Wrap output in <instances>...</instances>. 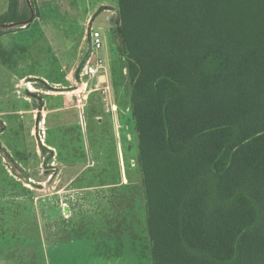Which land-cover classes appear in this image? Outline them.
Here are the masks:
<instances>
[{"label":"trees","instance_id":"1","mask_svg":"<svg viewBox=\"0 0 264 264\" xmlns=\"http://www.w3.org/2000/svg\"><path fill=\"white\" fill-rule=\"evenodd\" d=\"M118 4L153 264H264V0Z\"/></svg>","mask_w":264,"mask_h":264},{"label":"rangeland","instance_id":"2","mask_svg":"<svg viewBox=\"0 0 264 264\" xmlns=\"http://www.w3.org/2000/svg\"><path fill=\"white\" fill-rule=\"evenodd\" d=\"M53 1V4L59 1L61 5L55 9L54 5L51 7L50 4H45L44 23L38 21L26 32L16 27L17 30L20 29L19 34L0 44V120L7 124L0 135V141L12 157L11 160L0 153V229L6 234V242L3 243L15 244L21 240L26 242L27 237H21L25 233L31 237V230L38 233L33 239L38 243H46L48 229L56 231L55 233L71 229L86 234L92 229H112L113 222L118 220L116 215L121 213L126 216L122 227H126L128 217L131 222L133 206V227L141 232V239L147 243L144 188L140 185L137 188L136 185V181L138 184L142 183L143 178L139 168V137L133 118L128 61L118 50L117 43L112 47L109 42V28L114 23V16L103 11L96 20L94 16L90 21L83 19L85 14L88 18L90 15V11L86 12V9L90 5L92 7L99 4L101 0H82L80 5L83 10L79 16H75L73 7L66 13L62 7L63 0ZM109 1L119 8L118 0ZM31 2L36 13L35 1ZM4 12L0 16L7 13ZM37 12L40 13L38 7ZM99 26H103L99 29L102 32L103 47L96 54L105 65L114 66L113 87L112 91L110 88L108 90L102 78V82L89 84L85 91V87H81L80 81L76 79L75 73L78 70H73L77 62L76 55L60 58L66 46L63 40L65 36L78 32L89 35L87 31L90 28L97 29ZM31 37L35 39L32 45L22 44L26 48L32 47L27 54L16 48L17 44L20 45L19 42L25 39L30 41ZM86 40L88 43V38ZM79 45L80 41L76 43L77 47ZM28 71L44 73L55 83L54 86L38 77L27 79V82L31 81L36 87H15V75ZM71 72L73 75L69 76ZM106 73L104 68L100 76ZM97 87L99 89L94 90ZM75 89H80L82 93L94 90L89 93L88 99L83 100L86 105L84 110H87L91 100L101 103L103 110L99 116L102 115L100 118L103 117L104 122L100 125L91 118L89 128L84 131L80 125H74L66 132L62 128L60 134L58 127L52 126L49 133L48 119H44L46 111L61 105L65 109L69 108L67 117H79ZM58 98L62 103L56 102L55 99ZM20 110L23 113H19ZM59 110L63 115L64 111L61 108ZM35 114H38V124L33 134ZM100 127L104 129L103 135ZM115 130H118L121 148L117 146L118 143L115 146L111 143L113 139L119 141ZM121 144L124 156L121 154ZM72 176H75V189L68 186ZM100 193L105 194L103 199L108 196L111 201L98 202L93 211H89L86 205V209L77 213L72 220L66 218L64 211L72 205L63 196L80 199L82 195L86 197ZM93 199L92 196V202ZM120 203L122 206L118 210ZM55 237L63 238L57 234ZM50 238L52 241V237ZM72 238L67 237L59 243H99L89 236H75V241ZM103 239V243H113ZM149 245L150 241L146 246Z\"/></svg>","mask_w":264,"mask_h":264},{"label":"crops","instance_id":"3","mask_svg":"<svg viewBox=\"0 0 264 264\" xmlns=\"http://www.w3.org/2000/svg\"><path fill=\"white\" fill-rule=\"evenodd\" d=\"M21 1L23 4L24 0H21ZM32 1H35L34 5H36V13H35V10H34L35 6H33L30 0V3H31L30 7L32 6L31 8H33L32 16L34 14V19L29 25L25 27L18 26L21 28V30H24V32L31 30L30 26L32 24L38 23V21L40 23H44V21H46L44 18L45 15L43 14L45 12L44 10V7H46L45 4H50L51 7L52 5H54L55 9H57L61 5L59 1H56L53 4L52 3L54 2L53 0H32ZM81 3H82V0H63L62 7L66 13L70 12L71 8L73 7V10L76 11L74 12L75 16H79V13H81L83 10L80 5ZM9 7H10V0H0V14H3L4 11L8 12ZM37 7L40 13L37 12ZM102 7H104V9H101ZM117 8L118 6L117 5L113 6L111 4V1L101 0L99 4L95 6L92 5V7L90 5L89 8L86 9V12L90 11L89 18L86 16V14L83 16L84 17L83 19L85 20L87 19L88 21L92 20L93 16L95 17V20H96L97 16L103 11L110 13L111 15L114 16V23L109 28V33L111 36L109 37V42L111 43L112 47H115L113 27L116 24V18L118 16ZM100 27H103V26H99V28L97 27V29H100ZM12 28L13 29L1 28L4 31L3 33L0 34V44L2 42L9 41L10 37L15 38L19 34L20 29L17 30L16 27H12ZM86 38H88V34L86 35L85 33L78 32V33H75V35L71 34V35L65 36L63 40L64 41L63 44H65L66 46L64 48V52L63 53L61 52L60 58L62 57L67 58V57H70L71 54L72 55L75 54L76 55L75 57L77 58V62H76L75 68L73 69L74 71L79 69L80 65L82 64L84 60L85 54L88 50L89 43L86 42L87 41ZM34 41L35 39L32 37L30 38V41H28V39H25L19 42L20 45L17 44L16 48L22 49L21 51H25L24 54H27V51L28 50L31 51L32 47L29 46L26 48L25 46H22V44L29 45L30 43V45H32ZM79 41H80V45L77 47L76 43H78ZM52 69H53V66H51V70ZM105 69L107 73L104 76H99L98 79H93L91 83L95 84L98 81L100 83L102 82L101 79L104 77V80L106 83L105 87H107L108 90L110 88V91H112L111 89V87H113L112 75H113L115 68L113 65L109 64V65H105ZM70 75H73V72H71L69 76ZM75 75L77 79L78 71L75 73ZM46 76L47 75H45L44 73L31 72V71L18 73V75H15V87H26V86L36 87L35 85L32 84L31 81L27 82V79L30 78L33 80L38 77H41L46 82L53 84L52 86H54L55 83L50 78H47ZM34 82H37V81L34 80ZM102 87H104V85ZM55 100L58 104H60L61 102L60 98L55 99ZM72 100L74 101V99ZM93 101L92 100L90 101V104L87 107L86 111L84 110L86 105L83 101H82L83 105H80L81 103L76 104V108L79 110V117H77V119L67 117L69 115L66 113L69 111V108L65 109L64 106L61 107V105L60 107L54 108L53 110L46 111L44 119L45 120L48 119V122H49L48 132L50 133V130L53 126L54 128L58 127L59 133L62 134V128L64 129V132H66L68 128L71 129L74 127V125H77V126L80 125L82 127V130L84 131L86 130V128H89L91 118H93L95 121H97L101 125V123H103L104 121H102L103 117L100 118L102 115L101 116L99 115L103 109H102L101 103L97 101H94V102ZM69 102H71V100ZM54 104L56 105L55 102ZM59 108H61L62 111H64L63 115H61L62 113H59L61 112ZM90 108H91V111H90ZM72 109H75V108L72 107ZM19 113H23V111L20 110ZM91 115H93V117H91ZM37 116L38 114L33 115V121H34V125L32 128L33 134H35L37 130V124H38ZM57 116L59 117L56 118ZM5 125L7 124L5 123ZM101 128L102 127H100V130L102 131L101 134L103 135L104 129H101ZM116 133H117L116 138H118L119 140L118 130L116 131ZM2 134L3 132L0 133V135ZM111 143H113L114 146L116 145V143H118L117 146L121 148L120 140L116 141L113 139ZM121 154L123 156L125 154L123 145H122ZM101 155H104V154L101 153ZM75 176H72L70 180L68 181L69 182L68 186L72 188H74L73 183L75 182L74 181ZM142 178H143V175H142ZM125 181H128V178H125ZM137 182L138 181H136L137 188H139L138 187L139 185L141 187L143 186L142 184L143 179H142V183L138 184ZM103 195L105 194H101V193L97 195L92 194V195H87L86 197L85 195H82L81 197L82 199L81 198L79 199L77 197L75 198V196H73V198L71 199L67 195L63 196L64 198L68 199V202H70V204L72 205L71 208L67 207L68 210L64 211L66 218H68V220H72V218L75 217L77 213L82 212V210L86 209V205L89 211L91 210L93 211L96 208V206H98V202H102L105 200L111 201V198H108L107 195H106L107 199H103L102 197ZM92 196L94 197L93 202H92ZM121 206L122 204L120 203L118 205V210L121 209ZM133 211H134V206H133L132 214H131V222L129 219L130 217H128L127 218L128 222H127L126 227H122L123 226L122 223L124 222L126 216L125 214L121 213L120 215H116L118 220L116 219L117 222L116 221L113 222L112 229H102V228L92 229L87 234L85 232L83 233L75 232V230H71V229H62V230H58V233H55L56 231L48 229L47 231L48 240H46V243H38L35 238L33 239L32 237H36L38 233L35 234L33 233L32 230L30 231L31 237H29L27 233H25V235L21 237V239H23V237H27L26 242H23V240H21V242H18L15 244L14 243L13 244L3 243V242H6V238H5L6 234L3 233V231L0 229V264H153L152 256H151V241H150V237L148 234V230L146 228L147 243H144V239H141V232L140 231L137 232L136 229L133 227L134 225L133 224V221H134ZM146 227H147V216H146ZM56 234L59 236H62L63 238L57 239L55 237ZM75 236L76 237H86V236L93 237V239L97 240L99 243H96V244H82V243L78 244V243H73V242L71 244L59 243V242L64 241V239H66L67 237H73L72 241H75V238H74ZM137 236L138 238H136ZM28 237L30 239H28ZM50 237H52L53 239L52 241L50 240L51 239ZM103 238L113 243H103V240H104ZM149 241H150V245L146 246L149 244Z\"/></svg>","mask_w":264,"mask_h":264},{"label":"built area","instance_id":"4","mask_svg":"<svg viewBox=\"0 0 264 264\" xmlns=\"http://www.w3.org/2000/svg\"><path fill=\"white\" fill-rule=\"evenodd\" d=\"M88 43H89V47L85 54L84 60L78 69V78H77L81 83V87H85L84 88L85 91L87 90L89 84H93L91 83L93 79L99 78L100 73L105 68V64L103 60L98 58L96 54V51L103 47L102 32L94 27L90 28L88 35ZM98 89L99 87H97L94 90H98ZM91 91L88 90L86 93H82L78 89V93H75L77 97L76 99L77 103L78 104L81 103L80 105H83L82 101L88 98L89 93Z\"/></svg>","mask_w":264,"mask_h":264},{"label":"water","instance_id":"5","mask_svg":"<svg viewBox=\"0 0 264 264\" xmlns=\"http://www.w3.org/2000/svg\"><path fill=\"white\" fill-rule=\"evenodd\" d=\"M28 2L31 5L30 0H28ZM31 9L33 11V8H31ZM33 19H34V14H33V16L30 19H27V20L13 21V22H9V23L0 24V29L1 28L7 29V28H12V27H18V26L25 27V26L29 25L32 22Z\"/></svg>","mask_w":264,"mask_h":264},{"label":"bare ground","instance_id":"6","mask_svg":"<svg viewBox=\"0 0 264 264\" xmlns=\"http://www.w3.org/2000/svg\"><path fill=\"white\" fill-rule=\"evenodd\" d=\"M103 78H104V77H103ZM75 92H76V93H78V89H77V90H75ZM72 93H73V92H72Z\"/></svg>","mask_w":264,"mask_h":264}]
</instances>
